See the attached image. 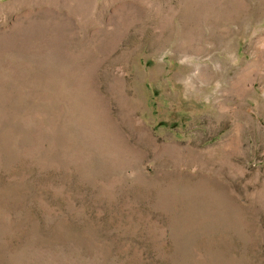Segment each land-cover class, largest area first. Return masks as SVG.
<instances>
[{
  "label": "rangeland",
  "instance_id": "rangeland-1",
  "mask_svg": "<svg viewBox=\"0 0 264 264\" xmlns=\"http://www.w3.org/2000/svg\"><path fill=\"white\" fill-rule=\"evenodd\" d=\"M0 264H264V0H0Z\"/></svg>",
  "mask_w": 264,
  "mask_h": 264
}]
</instances>
